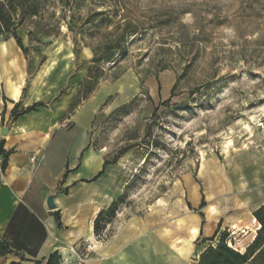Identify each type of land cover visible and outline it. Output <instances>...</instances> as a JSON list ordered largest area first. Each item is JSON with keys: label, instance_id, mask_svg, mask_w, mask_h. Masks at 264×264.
Returning <instances> with one entry per match:
<instances>
[{"label": "rangeland", "instance_id": "374dc122", "mask_svg": "<svg viewBox=\"0 0 264 264\" xmlns=\"http://www.w3.org/2000/svg\"><path fill=\"white\" fill-rule=\"evenodd\" d=\"M43 2L18 31L25 91L51 100L71 87L73 110L92 115L90 148L119 156L97 243L133 225L158 257L190 241L195 264L221 238L244 253L264 205V0ZM107 45L111 62H94ZM94 242L59 264L88 260Z\"/></svg>", "mask_w": 264, "mask_h": 264}, {"label": "crops", "instance_id": "0c3cea01", "mask_svg": "<svg viewBox=\"0 0 264 264\" xmlns=\"http://www.w3.org/2000/svg\"><path fill=\"white\" fill-rule=\"evenodd\" d=\"M26 69L18 46L11 40L1 43L0 248L11 253H0V264H47L63 252L75 256L73 247L97 242L95 221L110 206L107 169L90 182L106 159L90 148L87 105L72 109L76 92L71 87L51 100L26 93ZM2 127L8 128L6 136ZM191 190L197 192L194 186ZM52 194L56 209L49 210ZM195 200L198 205L199 195ZM91 250L85 264H169L171 252L164 246L158 257L153 238L142 237L133 225Z\"/></svg>", "mask_w": 264, "mask_h": 264}, {"label": "trees", "instance_id": "16d2710c", "mask_svg": "<svg viewBox=\"0 0 264 264\" xmlns=\"http://www.w3.org/2000/svg\"><path fill=\"white\" fill-rule=\"evenodd\" d=\"M43 0H0V44L13 38L18 47L26 52L22 39L18 35V31L28 18L40 17ZM104 55L98 56L97 52L94 51V62L95 61H106L111 62L114 55V47L107 45L104 47ZM41 106L36 104L34 107ZM75 104L72 105L74 109ZM32 110L29 108L28 111ZM156 113H154L153 116ZM7 158V155L5 156ZM119 159L115 157L112 161L105 160L102 171L90 182L97 181L108 166L116 163ZM205 200L202 199L200 208L205 206ZM115 204H113L109 211L102 212L95 221V231L99 227L102 217L107 213H113ZM254 218L259 225V229L255 235L254 240L247 247L246 251L242 253L238 249L231 247L227 244L224 238H221L219 242L214 246L210 244L201 254L199 260L195 264H264V205L260 206L254 212ZM217 237L216 233L206 238V242L213 243ZM5 251V250H4ZM11 253L10 251H5ZM58 254L50 257L47 264H59ZM42 264V262H37Z\"/></svg>", "mask_w": 264, "mask_h": 264}, {"label": "bare ground", "instance_id": "6f19581e", "mask_svg": "<svg viewBox=\"0 0 264 264\" xmlns=\"http://www.w3.org/2000/svg\"><path fill=\"white\" fill-rule=\"evenodd\" d=\"M17 104V103H16ZM230 145V144H229ZM206 168V167H205ZM191 198L193 199V201H195L196 202V200H195V197L196 196H198V194H197V192H195L194 191V193H193V191L191 190ZM212 206V205H211ZM210 206V207H211ZM212 209V208H211ZM213 210V209H212ZM212 213H213V211H212ZM214 215V214H213ZM214 219V216H209V220H213ZM254 222H256V220L254 219ZM235 225V224H234ZM233 225V226H234ZM259 229V228H258ZM234 230V229H233ZM206 231H207V233H209V231H210V225L208 224L207 226H206ZM190 238H192V239H194V238H196L197 237V235H198V230L197 229H194V228H192L191 229V232H190ZM254 238H255V236L253 237V240H254ZM93 241V240H92ZM95 243V245L96 246H98V243L97 242H94ZM190 241H187L186 243H185V247L186 248H180V249H176V253L178 254V257H173L172 255H170L169 254V256H167V261H169V264H189V262H190V260H189V257H190ZM233 246V245H232ZM173 249V248H172ZM105 253H107V251L105 252ZM106 259V258H105ZM184 260H185V262H184ZM188 260H189V262H188Z\"/></svg>", "mask_w": 264, "mask_h": 264}, {"label": "water", "instance_id": "95a60500", "mask_svg": "<svg viewBox=\"0 0 264 264\" xmlns=\"http://www.w3.org/2000/svg\"><path fill=\"white\" fill-rule=\"evenodd\" d=\"M8 133V128L6 127H2L1 128V135L2 136H6V134ZM55 197H56V194H52L49 196L48 200H47V208L49 210H53V209H56V204H55ZM193 258L194 259H198V254H194L193 255Z\"/></svg>", "mask_w": 264, "mask_h": 264}, {"label": "built area", "instance_id": "2783aa9c", "mask_svg": "<svg viewBox=\"0 0 264 264\" xmlns=\"http://www.w3.org/2000/svg\"><path fill=\"white\" fill-rule=\"evenodd\" d=\"M89 248H90V246L88 247V250H89ZM73 252L77 253V251L75 249H73ZM77 257L79 259V262L77 264H85L84 260L82 259V256L78 255Z\"/></svg>", "mask_w": 264, "mask_h": 264}]
</instances>
